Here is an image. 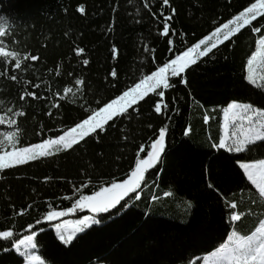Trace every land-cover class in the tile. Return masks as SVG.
Listing matches in <instances>:
<instances>
[{
	"label": "trees",
	"instance_id": "trees-1",
	"mask_svg": "<svg viewBox=\"0 0 264 264\" xmlns=\"http://www.w3.org/2000/svg\"><path fill=\"white\" fill-rule=\"evenodd\" d=\"M147 2L145 7V0H0V18L7 21L9 33L5 44L39 56L36 62H25L26 71L7 68L9 75L18 76L15 82L0 75V111H24L16 117L20 146L59 134L60 128L83 118L89 105L95 108L98 102L118 95L253 0H170L163 12L162 0ZM80 4L85 6L84 14L77 11ZM172 8L176 11L169 24L174 32L165 36L160 30ZM252 27L264 29V19L257 18ZM261 35L264 30L257 33L246 26L186 70L187 86L173 78L175 87L164 90L169 104L166 112H154L158 97L149 94L130 121H110L99 142L87 138L74 150L0 171V230L11 227L14 232L10 241L0 238V264H24L11 243L38 229L36 251L46 264H195L193 259L212 251L233 227L247 234L257 222L255 216L230 224L223 197L245 201L240 210L252 207L255 213L261 212L249 202L248 182L236 161L264 158V143L258 142L243 154L217 150L211 144L222 134L224 109L232 100L264 107V89L246 79L247 60L258 50ZM169 39L174 41L171 46ZM76 47H83L85 53L77 56ZM85 58L88 65L81 62ZM112 68L118 70V78L109 76ZM5 70L0 62V73ZM255 74L258 80L264 77ZM77 76L85 79V86L65 99L63 88L76 92ZM29 81L39 88L33 89ZM25 90L36 91L40 99L21 101L19 95ZM56 92L61 95L55 96ZM57 100L58 109L52 107ZM205 113L211 117L208 123L203 119ZM164 124L168 126L166 151L159 165L147 171L139 198L130 193L131 199L125 197L121 202L128 208L117 205L97 214L100 224L77 233L64 245L52 224L79 219L86 211L78 208L51 222L43 220V215L53 208L71 207L80 194H91L101 180L125 178L137 155H147L146 150L138 153V148L147 149ZM189 125L192 131L185 136L183 129ZM14 130L0 124V133ZM89 177L92 182L77 193L76 188ZM165 192L170 194L165 196ZM21 208L25 209L22 214ZM37 220L41 221L38 225Z\"/></svg>",
	"mask_w": 264,
	"mask_h": 264
},
{
	"label": "snow or ice",
	"instance_id": "snow-or-ice-1",
	"mask_svg": "<svg viewBox=\"0 0 264 264\" xmlns=\"http://www.w3.org/2000/svg\"><path fill=\"white\" fill-rule=\"evenodd\" d=\"M169 3L170 0H162L161 12H163V6L169 5ZM147 6L148 2L145 0V7ZM77 11L84 14L85 6L83 4L78 5ZM175 11L176 9L172 8L168 15L164 16L163 27L160 30L162 35L169 36L174 32L169 21ZM257 18L264 19V0H253V2L248 3L247 6L231 16L225 23L215 27L211 33L191 46L186 47L183 51L177 52L148 74H142L139 79L125 87L118 95L108 99L107 102H98L95 108L89 105L84 109L83 118L77 119L71 126L60 128L59 134L41 136L36 143H29L23 146L18 144L20 129L16 117L24 115L22 109L15 111L7 109V112L0 111V124L9 125L15 129L14 131L0 133V171L74 150L81 143H84L87 138L94 137L99 142L100 134L106 133L110 121L117 118H128L130 121L132 114L138 110L139 102L149 94H156L158 97L153 105L154 112L156 114L166 112L169 109V104L164 100L166 95L164 90L175 87L172 79L177 78L180 84L187 86L186 70L196 64L200 58L210 55L214 49L224 41H229L246 26L251 27V30L257 33L264 30L260 27H252L257 22ZM6 23L7 21L4 18H0V62L6 66L5 72L0 73V75L7 76L9 80L15 82L18 80V76L15 74L9 75L7 68L10 67L14 72L18 70L26 71L25 62L29 60L36 62L39 60V56L32 54L30 51L10 49L5 44V38L9 35L5 28ZM15 43L16 41L13 40L12 44L14 45ZM173 43L172 39L168 40L170 46ZM257 44L264 45V35L259 37ZM170 50L175 52V49ZM73 51L77 56L85 53L83 47H76ZM116 54L117 49L113 45L114 58ZM256 56L257 52L253 51L247 60L248 74L246 79L257 88L264 89V77L258 80L251 68ZM81 62L83 65L89 64L87 58ZM56 71L59 74V65H57ZM68 75L71 77L73 73ZM109 76L114 79L118 78V70L112 68ZM26 83H30L33 89L39 88L38 84L30 81ZM74 84L77 86L76 92H73L72 87L66 86L63 88L65 99L68 98V94L75 96L81 92L86 81L82 76H77ZM54 95L59 97L61 93L56 92ZM26 97L40 99L36 91L25 90L19 95L21 101H24ZM73 103H75V100H73ZM60 106L59 100L52 105L53 108L57 109ZM237 109L240 110L239 114L235 112ZM176 110L175 108L172 109V111ZM230 111L233 113L231 122L228 120ZM224 117L223 133L219 136L218 142L211 144L212 148L217 150L225 149L229 153L243 154L251 151L258 142L264 143V107L256 106L253 103L232 100L224 109ZM203 119L205 123H208L211 117L205 113ZM244 121L247 122V127L244 126ZM148 127L152 128V125L149 124ZM191 131V126H186L183 129V134L188 136ZM167 133L168 126L164 124L159 127L155 138L151 139L150 146L147 149L143 145L138 148V153L146 150L147 155L143 157L137 155L134 166L130 168L125 178L116 179L113 177L107 181L101 180L99 186L91 194H80L71 207L59 210L53 208L47 211L42 219L51 222L65 216L66 213H73L78 208H89L95 214L108 213L110 209H116L117 205H120L122 209L128 208L129 205L127 203L122 204L121 202L125 197H129L130 193L136 196L137 199L139 198L138 190L142 186H146L145 176L147 171L159 165L162 155L166 151ZM122 139L127 140V136L122 137ZM236 164L242 170V174L248 182L250 204L260 208L261 212L255 213L252 207L240 210L241 205L245 201L240 200L238 202L236 199L223 197L225 206L229 210V223L238 225L248 215L255 216L257 222L247 234H242L236 227H233L227 233V238L223 239V242L217 247L202 257L195 258V264H200L201 259L203 264H264V158L237 160ZM44 179L47 180L48 177H44ZM91 182V177H89L85 183L76 188V192L80 193L81 189ZM208 187L214 188V185L209 183ZM215 190L219 193V189ZM240 191L243 192V189H240ZM169 194L168 192L164 193L165 196ZM221 196H223L222 193ZM152 199L155 200L156 197L153 196ZM188 203L190 206L191 202L189 201ZM19 211L22 214L25 209L21 208ZM40 222V220H37L35 223L38 225ZM101 222L102 220L98 219L96 215H83L74 221L54 223L52 227L56 229L58 239L64 245H69L77 233L83 232L91 225L100 224ZM69 223L74 225V227L68 229L66 225ZM27 228L33 229V224H28ZM37 231H31L30 234L14 239V242L11 243V247L23 258L24 264H45L36 251L35 238L37 237ZM13 237L14 232L11 227L0 230V238L10 241ZM4 251H7V249H4ZM189 264H191V261Z\"/></svg>",
	"mask_w": 264,
	"mask_h": 264
},
{
	"label": "rangeland",
	"instance_id": "rangeland-1",
	"mask_svg": "<svg viewBox=\"0 0 264 264\" xmlns=\"http://www.w3.org/2000/svg\"><path fill=\"white\" fill-rule=\"evenodd\" d=\"M256 52H257V56L253 60V64L251 65V68H252V70L254 72L256 71L259 75H264L263 74L264 73V62H262V61H264V45H259V48H258V50ZM239 111H240L239 109L235 110V112L237 114H239ZM232 115H233V113L230 111L229 116H228V120L230 122L232 120ZM224 120H225V117H224ZM243 123H244V126L247 127V122L244 121ZM222 133H223V126H222ZM81 209L86 211V214L85 215H97L95 213H92L89 208H81ZM74 220H77V219L68 218V219H65L63 221H74ZM66 227L68 229H71L72 227H74V225H72L71 223H69V224L66 225ZM198 258H200V257H198ZM192 263H195V259L192 260ZM200 264H203V260L202 259L200 260Z\"/></svg>",
	"mask_w": 264,
	"mask_h": 264
},
{
	"label": "crops",
	"instance_id": "crops-1",
	"mask_svg": "<svg viewBox=\"0 0 264 264\" xmlns=\"http://www.w3.org/2000/svg\"><path fill=\"white\" fill-rule=\"evenodd\" d=\"M223 122H224V118H223ZM224 124V123H223ZM223 124H222V126H223Z\"/></svg>",
	"mask_w": 264,
	"mask_h": 264
},
{
	"label": "built area",
	"instance_id": "built-area-1",
	"mask_svg": "<svg viewBox=\"0 0 264 264\" xmlns=\"http://www.w3.org/2000/svg\"><path fill=\"white\" fill-rule=\"evenodd\" d=\"M56 230V229H55Z\"/></svg>",
	"mask_w": 264,
	"mask_h": 264
}]
</instances>
